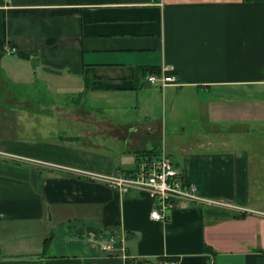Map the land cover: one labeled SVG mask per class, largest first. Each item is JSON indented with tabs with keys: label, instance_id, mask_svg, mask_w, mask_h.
<instances>
[{
	"label": "crops",
	"instance_id": "obj_1",
	"mask_svg": "<svg viewBox=\"0 0 264 264\" xmlns=\"http://www.w3.org/2000/svg\"><path fill=\"white\" fill-rule=\"evenodd\" d=\"M1 40L0 264H264V0H0ZM161 152L204 201L156 220L100 177Z\"/></svg>",
	"mask_w": 264,
	"mask_h": 264
},
{
	"label": "built area",
	"instance_id": "obj_2",
	"mask_svg": "<svg viewBox=\"0 0 264 264\" xmlns=\"http://www.w3.org/2000/svg\"><path fill=\"white\" fill-rule=\"evenodd\" d=\"M6 51L11 53L16 49L8 47ZM146 78L149 82L161 86L171 83L181 84L176 74L164 70L160 73H149ZM100 178L123 192L137 190L151 197L153 200L151 217L156 220L167 219L169 211L176 208L180 202L204 201L199 194L198 186L184 179L172 157L166 152L155 155L142 154L136 169ZM106 245L107 248L113 247L111 242H107ZM168 264H178V262L173 260Z\"/></svg>",
	"mask_w": 264,
	"mask_h": 264
},
{
	"label": "rangeland",
	"instance_id": "obj_3",
	"mask_svg": "<svg viewBox=\"0 0 264 264\" xmlns=\"http://www.w3.org/2000/svg\"><path fill=\"white\" fill-rule=\"evenodd\" d=\"M37 78L38 79L41 78V75H38ZM38 82H39V80H38ZM34 92L38 98H40V96L42 95L43 99H46L49 97L47 95H50L53 97L54 100H59V101H61V100L64 101L67 98H70L73 94H75L74 95L75 97H77V96H78V98L81 97V95H79L78 92L71 93L70 91H64V90H58V91H52V92H50V91H34ZM66 94H67V96H66ZM45 95L47 97H45ZM104 111H105V113H114V111L109 110L108 107L104 108ZM129 111H130V107L128 105L121 104L119 107H117V113L119 114L118 116H120V117L125 118L124 115H126V113ZM156 113L160 115L159 117H161L160 112L157 111ZM168 118H170V115H168ZM103 128H105V131H101V135L114 137L118 141L119 146H121V147H124L126 140H128V135H131V132H132L130 128H125V127L123 128V127H119V126H118V128H114V127H110L108 125V123L104 124ZM137 132H139V131H137ZM163 139H164V136H163ZM128 159L129 158L126 157V160H128ZM100 241L97 240V242H96L99 246H101L100 245L101 243L102 244H105L106 242L113 243V249L112 250H115L117 248V245L120 243V240H117V238L115 236H106V237L102 236V240H100ZM130 260L132 261L131 264H149L147 261L143 262V261H140V260L138 261V260H135L132 258H130ZM151 264H160V262L156 261V262H152Z\"/></svg>",
	"mask_w": 264,
	"mask_h": 264
},
{
	"label": "trees",
	"instance_id": "obj_4",
	"mask_svg": "<svg viewBox=\"0 0 264 264\" xmlns=\"http://www.w3.org/2000/svg\"><path fill=\"white\" fill-rule=\"evenodd\" d=\"M0 42H1V47H2V44H3L2 40ZM20 56L25 57V58L29 57L28 54H24V53H21ZM141 70H142L143 75L147 76L149 73H160L162 69L157 66H146V67H143ZM131 262L132 261L130 260V258H128L126 261L127 264H131Z\"/></svg>",
	"mask_w": 264,
	"mask_h": 264
}]
</instances>
